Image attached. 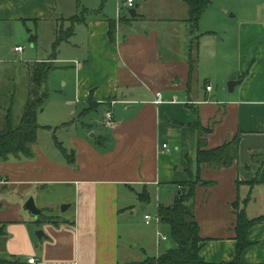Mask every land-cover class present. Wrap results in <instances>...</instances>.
<instances>
[{
  "label": "crops",
  "instance_id": "crops-1",
  "mask_svg": "<svg viewBox=\"0 0 264 264\" xmlns=\"http://www.w3.org/2000/svg\"><path fill=\"white\" fill-rule=\"evenodd\" d=\"M126 3L121 0L118 4L120 18L115 21L112 42L110 19L102 13L86 16L90 8L85 3L76 4L73 13H63L60 19L59 13L53 12L59 10L57 0H0V23L24 19L39 22L54 16V37L61 28L73 29V35L61 46L80 56L64 59L80 64L73 67L76 102L70 105H87L94 100L100 102L99 109L111 100L114 104L106 106V111L110 109L115 118L114 127L108 131L98 127L96 135L88 131L72 137L76 150L72 164L60 148L63 156L56 161L38 147L32 160H0V191H16L22 200L14 204L0 201V264H30V259L36 260L34 264H141L145 257L153 260L175 247L169 227L163 232L168 236L164 242L173 244L165 251H160L163 242L158 246L156 238L151 243L142 235L135 243L129 230V197L145 190L152 197L155 190L157 208L170 206L179 190L175 183L186 181L184 176H176L174 164L186 173L189 156L196 170L197 138L188 128L196 115L187 106L197 108L201 124L212 130L206 137L207 149L221 147L240 135L239 155L231 166L213 169L203 164L199 169L201 180L213 184H198L193 200L200 235L207 240L199 253L201 263L233 260L237 248L234 204L247 216L253 210L249 218L264 217V28L255 24L242 27L246 55L242 72L236 76L239 84L234 93L239 92L227 96L223 87L222 94L214 96L212 83L199 70L198 46L193 51L191 73L187 8L182 5V15L170 20L181 25L186 38L175 41L181 46L177 53L160 30L147 31L142 26L145 21L138 18L143 14L135 9V0L132 8ZM125 8L128 13L135 10L137 16L123 18L127 27L121 28L119 20ZM60 9H65L63 3ZM79 12L84 16H77ZM59 20L69 21L59 25ZM76 39L79 43H72ZM4 62L0 52V64ZM208 86H212L211 92H207ZM157 93L163 95V104L154 103ZM173 99L177 102L171 103ZM88 135L96 137H91L94 144ZM99 138L106 140L103 145L97 144ZM164 144L166 150L162 149ZM24 196L34 197L42 214L53 216L57 222L44 223L43 247L33 246L25 226L24 211L28 210L24 202L29 199ZM260 201L263 205L256 209ZM57 204H70L66 212L73 210L72 216L54 215ZM159 225L155 226L156 233ZM248 241L252 244L243 252L242 263L264 264V223L249 231Z\"/></svg>",
  "mask_w": 264,
  "mask_h": 264
},
{
  "label": "rangeland",
  "instance_id": "rangeland-1",
  "mask_svg": "<svg viewBox=\"0 0 264 264\" xmlns=\"http://www.w3.org/2000/svg\"><path fill=\"white\" fill-rule=\"evenodd\" d=\"M120 1L121 0H57V7H59V10L53 12L59 13L58 17L61 19L60 15L63 13L66 15L73 13L76 4L81 6L85 3L91 10L86 13V16L89 14L95 16L97 13H102L105 14L108 19L117 21L118 18H120L118 15V4ZM135 1V9L139 8L138 13L143 14L138 18L140 21H145L144 23L142 22V26H144L147 31L160 30L162 38L167 41L168 45L173 44L174 46H171V48H175L178 53V49L181 48V46H176L175 41L178 40L180 42L186 38L181 25L179 23H173V21L170 20L182 15L181 9L183 6L186 7L185 3H182L181 0ZM210 2L209 8L204 12L199 21L197 31L192 34L189 42L187 40V49L190 52L192 49L193 57L195 46L199 47V70L203 73L204 77L212 83L214 87V96L221 95V89L223 87H225L227 92L224 94L227 96H236L239 91L237 90L236 93H230L228 90V83L232 76H238L242 72L246 51L244 50L241 40V29L243 26L249 24L259 25L264 28V0H210ZM62 3L65 5L63 11L60 9ZM76 15L80 18L82 15L84 16L82 12L76 13ZM128 16L130 18L128 8H125L119 20L121 28L127 27L122 19L128 18ZM159 19L165 20L159 21ZM68 21L69 20H59V25H63ZM126 22L129 23L128 20ZM56 25L57 20L54 16L39 22L24 19L0 23V52L5 61L0 64V128H4L5 118L8 113L11 114L13 126H17L22 117L29 95L31 84L29 68L32 63L36 61L47 62L49 64L52 63L56 70L51 74L48 85H43L39 92L40 96L44 91H49V97L44 105V111L38 116V123L42 128L38 132L37 143L33 149L35 152V148L38 147L42 152L52 155L54 161L63 156V153H66L65 156L72 155L71 158L75 161L74 151L76 150L72 142V137L81 132L84 135L88 131L94 133V130L98 127L102 128L103 124H101V122L105 116L104 112L107 110L106 106H113L114 102L107 100L103 103L104 106L99 109L97 108L101 106L99 104L100 102L94 100H91L87 105L79 104L76 105L77 107L70 105L76 102L77 76L75 75L73 67L76 66V68H78L80 64L69 63L64 61V59H68V57H70L69 55L74 57L80 56H77L75 52L68 47L64 46L61 48L64 43H61L56 51L53 50L55 42L58 39V41H61L62 38L59 32L57 36L54 37L55 30L53 32L51 31ZM70 26L71 25H68V27ZM116 27L115 25L112 29L113 36L115 35ZM33 39L35 41H33ZM81 39L82 38H80L79 41H81ZM72 43L79 42L76 39ZM15 47L23 48L24 52L15 53ZM70 67L71 69H69ZM208 87L212 88V86ZM83 106L85 107L83 108ZM119 110H121L120 107L118 108V111ZM109 111L111 110L109 109ZM97 121L98 123H96ZM77 129L80 132L75 131ZM109 129L110 128H107L106 130L108 131ZM94 135L96 134L94 133ZM88 138L91 143L94 142V139L92 140L90 135H88ZM96 141L100 145H103L106 140L102 139L101 142L100 139H97ZM59 148L62 149L63 153ZM188 157L189 156H187V158ZM12 158L14 160V157H10L9 160ZM179 166L178 164H174L173 166L176 176H184V179L189 181V174L187 171L185 173L182 167ZM252 182L257 183V180ZM178 183L179 182H176L175 186H178ZM17 193L18 192L11 190L0 191V201H6L10 204L17 203L18 201L22 202ZM155 196L156 193L154 190L152 197L150 196L151 201L146 203L141 202L138 199V195L129 197V230H132V234L136 239L135 243H137L138 238L142 235L146 237V241H150L151 243H155L156 238L158 246L162 243L164 236L168 239V236L164 234L168 232V226L160 224L159 229L162 232L158 230L156 233L155 226H157V222L153 221L150 225L145 223V215L158 216ZM27 197L28 196H24L25 199L33 198L36 203L34 197ZM262 205L263 203L260 201L256 209L261 208ZM62 206L63 204L54 206V215L61 217L65 215L69 217L72 216L73 210L62 212ZM251 212L254 213L253 210L249 211L248 216H253ZM24 216L27 217L25 219V226L28 231L31 232L30 237L34 243L33 246L39 245L41 247L42 241L37 238L36 233L38 231H43L45 222L41 223V226L38 227L36 219H33L28 211H24ZM44 216H46V220L50 219L52 222L55 221L53 216L48 217L45 214ZM261 219V223H264V217H261ZM0 232H2V229H0ZM43 233L45 232L43 231ZM131 244L133 245L132 242ZM172 244V241L163 242L160 251H165L167 247ZM25 247L26 245H24V248ZM39 250L41 249L39 248ZM149 255H151V252ZM20 259L23 261V258ZM151 260L152 259L145 257L141 264Z\"/></svg>",
  "mask_w": 264,
  "mask_h": 264
},
{
  "label": "trees",
  "instance_id": "trees-1",
  "mask_svg": "<svg viewBox=\"0 0 264 264\" xmlns=\"http://www.w3.org/2000/svg\"><path fill=\"white\" fill-rule=\"evenodd\" d=\"M183 2L187 7V18L185 22L192 35L197 31L199 21L204 12L209 8L211 2L210 0H183ZM115 25V21H109V38L112 42H114L112 29ZM59 35H61L62 38L61 41H58V39L55 42L53 46L54 51L59 48L61 43L68 41L69 37L73 35V29L66 30L61 28ZM33 41L35 40L33 39ZM189 60L192 73L194 70L192 49L191 52L189 51ZM29 69L31 84L22 117L18 125L13 126L11 114L8 113L5 118L4 128H0V160L2 162H7L10 157H14L19 162L35 158L33 147L37 143L38 132L42 128L38 123V116L44 111V105L49 97V91H44L40 96L39 92L43 85H48L49 78L56 68L53 67L52 63L49 64L47 62L36 61L32 63ZM248 73L249 70L241 78L244 79L248 76ZM187 108L196 115L195 122L188 126V128L195 133L197 138L194 153L196 170L192 166L193 161L188 157V169L186 171L190 176L189 181L179 182L177 184L179 186V193L175 196L172 205H159L158 207L160 223L169 227V238L174 242L175 247L168 249L157 258L149 261V263L153 264H202L199 260V253L207 240L203 239L200 235V228L195 217L193 200L198 184H213L201 180L199 175L200 166L205 164L213 169L229 167L239 155L240 135H237L231 142L221 147L207 149L206 137L212 130L211 128H205L201 124L197 108L193 106H187ZM99 139L102 142V138ZM97 144L100 145L98 142ZM66 156L70 164L74 163V159H72L71 156ZM137 195L141 202H150V195L146 190ZM234 207L237 211V222L235 227L237 248L233 255V260L226 264H243L241 261L243 252L252 244L248 241V233L253 227L261 224L262 219L261 217L249 218L244 209H239L237 204H234ZM45 218L46 216L42 214L36 220V223L41 224L47 222L57 224L56 221L52 222L50 219L46 220Z\"/></svg>",
  "mask_w": 264,
  "mask_h": 264
},
{
  "label": "built area",
  "instance_id": "built-area-1",
  "mask_svg": "<svg viewBox=\"0 0 264 264\" xmlns=\"http://www.w3.org/2000/svg\"><path fill=\"white\" fill-rule=\"evenodd\" d=\"M126 4L129 6V8H132L133 5H134V0H127ZM14 51H15V53H22V52H24V49L21 48V47H15ZM211 90H212L211 87H207V91H211ZM164 102H165V100L163 98V95L161 93H157L155 95V102L154 103L156 105H160V104H163ZM176 102H177L176 99H173L171 101V103H176ZM114 119L115 118H114L113 113L111 111H108V112H106L101 124H103V127H105V128H111L112 129L114 127V124H115V120ZM167 148H168V146L166 144L162 145V149L163 150H166ZM144 219H145V223L147 225H150L153 221L157 222L158 225L160 224L159 215L157 217H155V216H151V215L147 214V215H145ZM166 240H167V237L164 236L162 242H164ZM35 262H36L35 259H30L29 260L30 264H34Z\"/></svg>",
  "mask_w": 264,
  "mask_h": 264
},
{
  "label": "water",
  "instance_id": "water-1",
  "mask_svg": "<svg viewBox=\"0 0 264 264\" xmlns=\"http://www.w3.org/2000/svg\"><path fill=\"white\" fill-rule=\"evenodd\" d=\"M130 16L131 18H136L137 14L135 12V10H131L130 11ZM239 84V81L236 80V76H232L230 79V82L228 83V90L230 93H233L235 90V87ZM91 137H95L94 135H92ZM73 153V152H72ZM70 204H64L62 206V212H66L69 208H70ZM25 208L29 211V213L31 214V216L35 219H38L41 215H42V211L37 208L36 203L34 201L33 198H30L26 204H25ZM36 236L39 240L42 239V237H44V233L42 231H38L36 233Z\"/></svg>",
  "mask_w": 264,
  "mask_h": 264
}]
</instances>
